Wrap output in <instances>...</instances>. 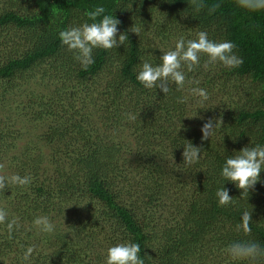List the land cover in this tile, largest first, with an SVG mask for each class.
<instances>
[{"label": "trees", "instance_id": "obj_1", "mask_svg": "<svg viewBox=\"0 0 264 264\" xmlns=\"http://www.w3.org/2000/svg\"><path fill=\"white\" fill-rule=\"evenodd\" d=\"M203 2L197 11L191 0H0V175L32 177L0 192L8 213L0 264H105L107 249L122 242L139 243L145 264H264L227 252L235 242L264 246V169L242 196L221 175L229 156L264 146V10ZM96 6L121 21L117 39L126 32L128 40L94 48L85 69L59 33L92 23L86 13ZM200 31L233 42L243 63L205 67L202 53L167 95L136 79L144 61L162 63L180 38ZM194 87L208 100L200 103ZM210 118L222 122L202 140ZM188 141L201 148L192 165L183 162ZM222 187L233 203L219 204ZM246 210L250 233L238 227ZM38 217L55 230L43 232Z\"/></svg>", "mask_w": 264, "mask_h": 264}, {"label": "clouds", "instance_id": "obj_2", "mask_svg": "<svg viewBox=\"0 0 264 264\" xmlns=\"http://www.w3.org/2000/svg\"><path fill=\"white\" fill-rule=\"evenodd\" d=\"M239 7L249 11L264 10V0H236ZM191 4L196 10L206 7L203 0H191ZM219 4L209 6V12H215L219 8ZM103 6H96L94 10L86 13L92 23H84L77 27H70L59 33V38L63 45H66L70 51L76 53L75 59L78 60L82 67L87 69L94 63L93 49L103 48L112 49L123 45L128 40L127 33H120L117 39L118 25L121 23L114 15H107ZM104 14V15H102ZM102 19L97 21L98 17ZM132 32L139 34L138 28H132ZM236 45L231 41L215 42L208 38L205 31L197 33L196 39L185 40L180 38L174 49L168 50L160 57L162 63L153 65L144 61L136 76V79L144 85L145 88H160L167 95L170 91V83H174L177 88H182L186 81L184 68L188 71L194 70L200 64L201 54H206L208 60L205 67L217 62L228 68L239 67L243 60L235 53ZM192 95L199 98V102L203 103L208 100L206 89L194 87L191 89ZM178 103H184V98H178ZM129 118L135 120L134 115ZM222 122L221 119L210 118L201 128L203 133L202 140L209 139L215 132L217 126ZM201 148L193 146L188 141L184 145L182 153L183 162L186 165H192L198 162L200 158ZM237 155L229 156L221 171V175L225 180L234 182L236 186L242 190L241 196L249 193L250 189H254L257 182L260 181V172L264 169V146L256 145L254 147L246 146L242 148ZM3 167V165H0ZM32 183V177L25 175L21 177L19 174H13L10 177L0 175V192H4L9 185L27 186ZM216 196L220 205H228L233 203V197L229 195L226 188L222 187L217 190ZM8 213L0 208V223L7 221ZM252 211H244L241 215V224L238 225L245 233L251 232ZM35 225L40 226L43 232L51 233L55 230V225L48 217H38L34 221ZM18 227L17 220L14 218L7 222L9 235ZM33 248H28L24 259L27 260ZM141 246L139 243L122 242L107 249L105 264H145V260L140 256ZM228 254L234 260L247 259L255 261L259 257H264V246L256 241L235 242L227 249Z\"/></svg>", "mask_w": 264, "mask_h": 264}]
</instances>
